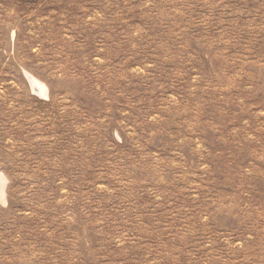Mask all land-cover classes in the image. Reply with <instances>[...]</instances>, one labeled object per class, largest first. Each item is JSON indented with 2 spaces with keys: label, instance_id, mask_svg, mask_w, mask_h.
<instances>
[{
  "label": "rangeland",
  "instance_id": "1",
  "mask_svg": "<svg viewBox=\"0 0 264 264\" xmlns=\"http://www.w3.org/2000/svg\"><path fill=\"white\" fill-rule=\"evenodd\" d=\"M0 174V264H264V0H0Z\"/></svg>",
  "mask_w": 264,
  "mask_h": 264
},
{
  "label": "bare ground",
  "instance_id": "2",
  "mask_svg": "<svg viewBox=\"0 0 264 264\" xmlns=\"http://www.w3.org/2000/svg\"><path fill=\"white\" fill-rule=\"evenodd\" d=\"M25 76L28 78L31 88L34 92L39 93L41 96L46 95V89H45L46 87H44L42 83H40L38 80H36L34 77H32L31 75L27 73H25ZM5 183H6L5 178L3 177L2 174H0V200L1 201L4 200Z\"/></svg>",
  "mask_w": 264,
  "mask_h": 264
}]
</instances>
